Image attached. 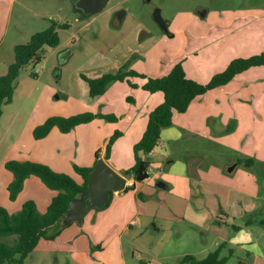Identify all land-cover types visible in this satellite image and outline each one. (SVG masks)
<instances>
[{"label":"rangeland","instance_id":"rangeland-1","mask_svg":"<svg viewBox=\"0 0 264 264\" xmlns=\"http://www.w3.org/2000/svg\"><path fill=\"white\" fill-rule=\"evenodd\" d=\"M71 1L0 0V75L13 62L16 44L26 43L33 33L46 29L52 21L68 24L58 29L60 43L56 47H45L40 61L20 70L12 100L2 106L0 205L3 207L11 204L21 207L24 201L33 200L40 213L45 210L36 203L40 194L35 186H26L15 201L8 198L5 185L8 171L4 167L7 157H26L17 160L40 162L52 168L35 158L65 155L56 163L61 170L57 172L80 182L72 169L77 159L73 133L63 134L54 129L55 135L51 132L47 138L36 140L32 131L52 115L104 109L105 99L89 96L81 74L93 78L121 67L139 74L154 73L161 69V61L172 62V66L181 62L187 76L206 83L231 60L264 52V0H109L100 12L86 19L78 18ZM156 8L167 24L168 34L153 20ZM119 10L124 11L120 23L116 18ZM65 49L71 53L66 62L60 63ZM57 68L59 77L55 76ZM249 71L251 74L236 81L235 78L203 96V101H196H202L204 106L216 105L214 112L236 110L222 130L214 132L221 117H210L207 121L210 137L196 143L194 135L187 132L188 136L168 144L172 157L189 162L182 198H168L167 191L156 188L159 180L139 183L135 191L126 195L114 197L113 194L103 209L88 210L87 231L80 232L77 240L73 237L67 240L69 232L51 241L42 239L24 264H178L184 254L204 257L222 239L225 247L220 255H227V248L233 250L224 264H264V224L261 223L264 220V66ZM112 84L106 87L112 96H122V92L136 95V84L132 81L128 85ZM119 104L132 111L130 119H126L129 126L133 123L137 127L141 120L146 122L147 117L139 109L128 107L124 100ZM245 106L252 117L245 118L248 113L241 116ZM175 117L179 118L177 123ZM174 118L172 125L184 126L180 122L184 117L175 114ZM118 130L126 132L124 123ZM141 134L132 143H137ZM194 153L202 158L194 160L191 156ZM85 157V153L79 155V160L84 161ZM247 157L254 159L252 166L240 163L228 170L234 161ZM152 168L153 172L157 171L155 166ZM170 178L173 180L174 174ZM36 180L44 186L37 177ZM137 193L142 194V199L137 198ZM127 206L137 221L135 225L127 223ZM120 207L126 208L124 214ZM125 224L127 227L123 228ZM234 226H240V230L234 231ZM49 232H53L52 227ZM244 234L248 238L241 236ZM98 245L105 248L103 252H98ZM249 245L256 247L246 248Z\"/></svg>","mask_w":264,"mask_h":264},{"label":"trees","instance_id":"trees-1","mask_svg":"<svg viewBox=\"0 0 264 264\" xmlns=\"http://www.w3.org/2000/svg\"><path fill=\"white\" fill-rule=\"evenodd\" d=\"M67 25V23L52 21L46 29L33 33L26 43H18L14 46V60L8 65L6 73L0 75V116L2 106L12 100L20 70L29 63L40 61L44 55L45 47H56L60 43L58 29L66 28ZM256 66H264V52L231 60L225 69L215 73L206 83L187 77L181 62L175 63L165 75L147 77L142 88L149 92H162L163 101L148 113L145 130L140 140L133 146L134 164L124 170L123 175L131 176L134 181L138 182L147 178L149 160L142 158L139 153L147 154L157 145L160 131L172 125L175 114L186 111L192 101L208 90L224 85L236 74ZM132 76L144 77L142 74L124 67L116 72H106L93 78L81 74V78L88 86L90 97L103 94L111 82L127 81L130 83L128 77ZM127 99L128 101L132 100L130 97ZM94 118H104L108 121L116 120V116L113 114L90 111L68 116L52 115L33 128L32 136L34 139H41L53 127L58 128L62 133H66L75 126L87 123ZM120 134L121 132L116 130L110 136L105 146V159L109 158L112 145ZM99 156V150H97L95 162ZM254 162L251 157L236 160V164L242 163L246 167L252 166ZM94 164L90 167L73 165L74 171L82 179L78 183L70 175L54 171L48 165L40 162L17 159H8L4 162L5 169L10 171L13 177L7 185L10 200H15L18 197L25 180L30 176L38 177L48 189L54 190L56 193L43 213L38 211L33 200L24 201L21 208L13 213L0 205V264H24L27 255L34 250L41 239H54L63 226L71 223L57 225L70 210V202L85 191L89 172ZM131 188L132 186L125 187V189ZM112 195L113 193H111L110 199ZM261 223L264 224V220ZM51 227L53 232L50 233ZM236 228L238 227L234 226V229ZM224 246V242L220 243L216 249L208 252L202 258H196L193 254H184L179 259L178 264H224L233 253L232 249L229 248L228 254L221 256V250Z\"/></svg>","mask_w":264,"mask_h":264},{"label":"crops","instance_id":"crops-1","mask_svg":"<svg viewBox=\"0 0 264 264\" xmlns=\"http://www.w3.org/2000/svg\"><path fill=\"white\" fill-rule=\"evenodd\" d=\"M162 65H164V66H162ZM162 67H163V69H162ZM171 67H172V62L167 64V63H162V61H161V69H159L158 72H154V73L148 72L147 73L145 71H142L144 73V74H142L144 77H139V76L128 77L129 81H132L134 84H136L135 89H134L136 95L125 94L124 92H122V96H112L109 94V92L107 90H105V92L103 94L95 96V97H99L98 99H100V98L105 99L107 104L104 107V109H101L99 112L94 111L93 113L113 114L116 116L115 121H108L104 118H94L93 120H91L87 123L79 124V125L75 126L72 130H70L73 133L72 135H74V138H73L74 144H75L74 149L77 148V159H75V162L73 165L78 164V166H82V167L92 166L95 162V152L97 150H99V155H100L99 158H102L116 172H118L120 175L125 177V179H126L125 187L126 186H132L131 189H123V190L118 191V192H113L114 197H121L122 195H126L130 191H132V192L135 191L136 185L139 183L148 184L151 180H159L156 188L161 190V191H167L166 193H167L168 198L173 197V196H177V197L182 198L183 193L185 191L186 178H187V176H185V171H186V169H188L189 162L186 159H183V161H181V160L179 161L178 160L179 158L172 157L171 149H170L168 144H174V143L178 142L180 139L188 136L189 135L188 133H190V134L192 133L194 135V139H196V143L197 142L200 143L203 141L200 139H206L207 137H210V135L207 134V129L209 128L207 126V121L210 117H213V118L221 117L215 123L216 131H214V132H217V130H220V129L222 130L224 128V126L229 122V120L232 119V117H233L232 113H233V111L236 113V110L234 109L232 111L231 109H229V110H223V112H222V110L219 109L218 111L214 112V109L217 108V106L214 104L209 105V106H204L203 102H202L203 101L202 97L205 96L206 94L216 90V89L219 90L221 87H223L224 85H227L230 81H232L235 78H236L235 79V81H236L238 79L243 78L247 74H251L249 71L250 69L256 68V67H263V66L251 67V68L244 70L241 73L236 74L235 77L232 78L226 84L221 85V86L216 87V88H213V89H210L205 94L197 97L194 101H192L194 103L191 102L192 104H190L188 106L186 111H184L182 113H177V114L181 115L182 117H184V118H182V120H180V122H182V124L184 126H181L178 124L180 126V127H178V126H174V124H173L172 126L163 128L160 131V138H159L157 145L154 146L151 149V151L148 152L147 154H144L142 152L139 153L142 158H147L149 160L148 177L145 178L144 180L140 181V182L134 181V179L131 176L123 175V171L130 168L134 164V160H135L134 159V152H133L134 143H132V142H133V139L135 138V136L139 135L138 136V138H139L142 131L145 130L147 119H146V122H143V120H141L137 127H134L133 123H132V125L129 126L128 120L130 119L129 115H131L132 111L130 109H128V110L124 109V107H123L124 105L122 107H120V105L123 104V102L119 105H118V103H120L122 100H124V102H126V105L128 107H130V108L133 107V108L139 109L140 112L145 117L148 118V113L156 105L160 104L163 101V94H162V92H159V91H157V92L146 91L142 88V85L146 82L147 77H156V76L165 75L169 72ZM187 77H189V76H187ZM189 78L194 79L198 82L200 81L196 77H189ZM112 83L121 84V85L126 83L128 85L127 81H114V82L109 83L107 87H111V86H109L110 84L114 85ZM128 97L132 98V100L128 101V99H127ZM214 97H215V94H214ZM200 99L202 101L196 102V101H199ZM138 100H141V101H138ZM129 104H133V105H129ZM124 110H126V113H123V112H125ZM243 113L244 114L248 113V116L245 118L252 117V112L249 111L246 106H245V108H243L241 116L243 115ZM239 117L240 116L238 115V118ZM126 119H128V120H126ZM178 119L179 118L175 117L174 122L177 123ZM239 120H242V119L239 118ZM100 121H107L106 122L107 124H105L104 122H100ZM221 121L223 123L222 125H220ZM122 123H124L125 128L127 130H126V132L121 131V134L115 139V141L112 145L109 158L105 159L104 158V152H105L106 143L108 142L110 136L116 130H118L120 128ZM106 125H109V126H106ZM211 125H212V122H211ZM81 127H84V128H81ZM54 129L58 130V128L53 127L45 137H43L41 139H36V140H43V139L47 138L51 132L53 133V135H55ZM70 131H69V133H71ZM60 133H62V132H60ZM69 133L66 132L63 134H69ZM57 139H59V138H57ZM59 141H60V139H59ZM84 153L86 154V157H85L84 161H80L79 155H82ZM88 153H89V156H88ZM191 156L193 157L194 160H200L202 158V156L198 155L197 153H194ZM64 157H65V155L59 154V155H53L52 157H49V159L42 160V159H38L39 157H37L35 159H36V161L39 160V161H42L44 163L49 164L55 171H61L60 169H58V165H56V163H58ZM87 157H89V158L87 159ZM9 158L23 159L26 157H19V156L7 157V159H9ZM50 162H54L55 165H54V163H53V165H51L52 163H50ZM233 163H234L233 168H235V166H237L238 164H236V161H234ZM197 164H198V162H197ZM73 165H72V169H73ZM152 166H155L157 171L153 172ZM73 171H74V169H73ZM7 173L8 174H5V185H8V183L13 178L12 173L10 171H8ZM159 174H161V175H159ZM173 174H174V178H173V180H170L171 179L170 177ZM81 181H82V179L80 177V182ZM28 185L29 186H35L37 188L40 195L37 197V199H35L37 201L36 203L39 204L40 208L44 207L46 209V207L50 203L51 198L53 197V195L56 192L54 190L48 189L44 184H43L44 186H40V184L36 180V176H30L29 178H27L25 180L23 189L20 192V194L24 193V191L26 190V186H28ZM43 187H45L46 190ZM19 195H18V197H19ZM136 195H137V198L142 199L141 193H137ZM157 195H161V194L158 193ZM17 198L15 200H17ZM33 198H35V197H33ZM117 204L120 205L119 203H117ZM4 206L10 213L16 212L21 208L20 204H17L16 206H15V204H11V206H9V207L7 205H4ZM126 208L128 209V213L126 212L127 214L125 215V217H127V220H128L127 223H129V225H133V224L135 225L137 223V221L131 217L133 215V213H131V208L129 209L128 206ZM126 208L120 207L123 214L125 213ZM85 214L81 217V219L79 221H77V220H68L69 214L67 213L63 217V219L60 221V224L58 222L57 225L61 226L64 223H69V222H71V223L65 227L63 226V228L61 229L62 230L61 233H59L55 238L60 237V236L64 235L65 233L69 232L67 240L72 239V237L75 238V240H77L80 232L85 233L87 231ZM126 224L124 225L123 228L127 227ZM72 227H76V228H72ZM237 227L239 229L236 228V229H234V231L240 230V226H237ZM114 234H115V231H114V233H112L110 235L109 238H111ZM241 236H243L244 238H248L247 234H244ZM75 240H74V242H75ZM48 241H51V240H48ZM221 242H224L223 239L221 240ZM249 243H250V241H249ZM251 244H253V243H251ZM253 247H256V245L246 246V248H253ZM75 248H76V244H75ZM96 249L98 250V252L101 253L104 251L105 248H102L101 246L99 247V245H98V247ZM227 249L229 250V248H227ZM230 249H232V248H230ZM73 253H75L73 255H76L77 251H74ZM257 255H259V254H257ZM242 264H245V263H242Z\"/></svg>","mask_w":264,"mask_h":264},{"label":"water","instance_id":"water-1","mask_svg":"<svg viewBox=\"0 0 264 264\" xmlns=\"http://www.w3.org/2000/svg\"><path fill=\"white\" fill-rule=\"evenodd\" d=\"M109 0H72V9L77 12L79 19H86L93 14L100 12ZM204 16V12L200 13ZM121 22L124 17V11L120 10L116 14ZM153 20L158 24L161 30L165 31L167 25L160 14V9L156 8L152 14ZM70 51L65 49L60 56V63L66 62ZM56 77H59V68L56 69ZM234 166L228 168L232 170ZM126 179L112 167H110L102 158H98L89 172L88 183L85 191L80 198L72 200L69 204L68 220L79 221L81 217L90 209H102L109 201L111 193L125 189Z\"/></svg>","mask_w":264,"mask_h":264},{"label":"flooded vegetation","instance_id":"flooded-vegetation-1","mask_svg":"<svg viewBox=\"0 0 264 264\" xmlns=\"http://www.w3.org/2000/svg\"><path fill=\"white\" fill-rule=\"evenodd\" d=\"M120 11V10H119ZM197 12H199V10H197ZM117 14V13H116ZM116 18H117V16H116ZM117 21L120 23V21L118 20V18H117ZM167 25V24H166ZM163 31V30H162ZM163 32H166L167 34H168V28L165 30V31H163Z\"/></svg>","mask_w":264,"mask_h":264}]
</instances>
